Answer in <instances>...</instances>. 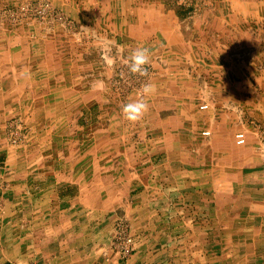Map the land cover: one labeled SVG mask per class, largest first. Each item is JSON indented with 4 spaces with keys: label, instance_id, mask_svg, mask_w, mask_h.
I'll return each mask as SVG.
<instances>
[{
    "label": "crops",
    "instance_id": "obj_1",
    "mask_svg": "<svg viewBox=\"0 0 264 264\" xmlns=\"http://www.w3.org/2000/svg\"><path fill=\"white\" fill-rule=\"evenodd\" d=\"M49 1L0 30V264H264V0Z\"/></svg>",
    "mask_w": 264,
    "mask_h": 264
},
{
    "label": "rangeland",
    "instance_id": "obj_2",
    "mask_svg": "<svg viewBox=\"0 0 264 264\" xmlns=\"http://www.w3.org/2000/svg\"><path fill=\"white\" fill-rule=\"evenodd\" d=\"M31 20H36L49 25H61L70 31L75 27L73 20L65 17V15H63L60 10L55 8L49 0H23L10 6L0 5V30L9 25H17L23 22L26 23ZM140 77L143 76L138 75V81ZM129 78L135 79V76L131 77L129 75ZM117 222H121L123 224V229H125L132 236L128 223L122 219L117 220L113 226L114 228L110 236L109 242L111 247L112 235L115 227L117 226Z\"/></svg>",
    "mask_w": 264,
    "mask_h": 264
},
{
    "label": "clouds",
    "instance_id": "obj_3",
    "mask_svg": "<svg viewBox=\"0 0 264 264\" xmlns=\"http://www.w3.org/2000/svg\"><path fill=\"white\" fill-rule=\"evenodd\" d=\"M150 64V50L146 47H138L135 49L129 58L128 66L129 71L132 74L147 76L148 68L147 65ZM156 92V87L153 84H146L143 86L140 98L128 102L122 106V114L124 119L130 123H136L140 121L144 114L149 110V105L146 97L154 94Z\"/></svg>",
    "mask_w": 264,
    "mask_h": 264
},
{
    "label": "built area",
    "instance_id": "obj_4",
    "mask_svg": "<svg viewBox=\"0 0 264 264\" xmlns=\"http://www.w3.org/2000/svg\"><path fill=\"white\" fill-rule=\"evenodd\" d=\"M200 108H207V104L201 105ZM235 138L237 144L245 142V134L243 132L236 133ZM116 225L112 235V248L121 256H130L133 249V237L123 229L121 222H117Z\"/></svg>",
    "mask_w": 264,
    "mask_h": 264
},
{
    "label": "bare ground",
    "instance_id": "obj_5",
    "mask_svg": "<svg viewBox=\"0 0 264 264\" xmlns=\"http://www.w3.org/2000/svg\"><path fill=\"white\" fill-rule=\"evenodd\" d=\"M2 83V82H1ZM6 98V97H5ZM43 105V104H42ZM56 122V121H55Z\"/></svg>",
    "mask_w": 264,
    "mask_h": 264
}]
</instances>
